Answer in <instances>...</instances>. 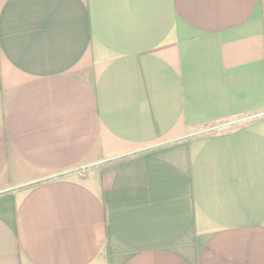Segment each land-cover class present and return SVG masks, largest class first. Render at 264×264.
Instances as JSON below:
<instances>
[{
  "label": "crops",
  "instance_id": "crops-1",
  "mask_svg": "<svg viewBox=\"0 0 264 264\" xmlns=\"http://www.w3.org/2000/svg\"><path fill=\"white\" fill-rule=\"evenodd\" d=\"M0 264H264V0H0Z\"/></svg>",
  "mask_w": 264,
  "mask_h": 264
}]
</instances>
